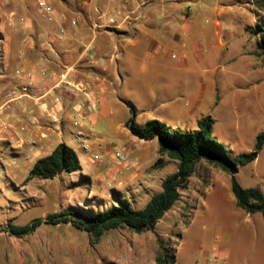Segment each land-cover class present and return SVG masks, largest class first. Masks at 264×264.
<instances>
[{"label": "crops", "instance_id": "obj_1", "mask_svg": "<svg viewBox=\"0 0 264 264\" xmlns=\"http://www.w3.org/2000/svg\"><path fill=\"white\" fill-rule=\"evenodd\" d=\"M37 1L0 0L1 215H17L25 209L20 208L19 200L24 193H40L36 185L43 187L44 194L49 192L51 183L67 177L93 184L98 191L107 185L117 188L121 184H129L132 189L135 175L116 180L114 176L121 168L109 164L119 165L116 152L121 147L137 150L136 142L144 141L126 127L131 114L137 126L157 120L171 130L182 131L195 130L198 120L210 116L215 118L212 133L217 132L214 113L200 112L206 84H202L201 93L194 99L196 81L189 78L193 69L187 62L194 53L203 57L205 50L197 51L199 40L210 43L212 49L222 43L218 17L228 5L220 0L218 6L208 0H52L49 20L42 16ZM251 1L244 0V4ZM127 11L138 14L128 24L116 29L93 26L95 22L106 25V15L120 19ZM71 20L76 21L74 26ZM173 51H181V57H175ZM63 67L75 80L88 82L87 94L69 95L50 89L55 78L49 81L46 74L60 72ZM21 73L30 75L33 85L25 96L7 101L6 91L25 83ZM233 99L230 102L236 109ZM94 100L98 107L92 110L89 106ZM188 100L191 107L186 106ZM144 142L148 146L138 158L155 159L159 152L157 140ZM82 143L89 144V151L83 150ZM59 144L76 153L79 168L52 179L28 178L34 163ZM92 154L99 155V161L93 162ZM165 176L158 178L153 193L148 188L142 196L150 198L159 192ZM144 177L149 185L151 175ZM53 213L56 212L50 214ZM256 215L245 212L244 220L256 221L254 232L258 228L264 231V224ZM7 224L23 226L6 218L0 223V232H7ZM217 234L221 235V230ZM224 255L229 258V252ZM128 259L131 263L136 258Z\"/></svg>", "mask_w": 264, "mask_h": 264}, {"label": "rangeland", "instance_id": "obj_2", "mask_svg": "<svg viewBox=\"0 0 264 264\" xmlns=\"http://www.w3.org/2000/svg\"><path fill=\"white\" fill-rule=\"evenodd\" d=\"M46 1L51 4L52 0ZM220 1L229 6L218 17L222 43L212 49L210 43L199 40L197 51L204 49L203 57L194 53L187 64L193 69L189 78L192 76L196 81L194 99L201 93L202 84H206L200 112H213L216 116L217 132L211 137L235 162L253 150L257 135L264 133V54L259 46L258 29L261 27L264 33V0H248L251 4H244V0ZM220 1L208 0L217 6ZM172 53L181 57V51ZM232 97L236 109L230 102ZM222 100H226L223 106ZM191 103L188 100L186 106L191 107ZM136 145L137 150L123 149L125 167L109 163L121 168V174L114 176L116 180L135 175L132 189L129 184H121L118 189L107 185L98 191L93 184L67 177L51 183L47 193L42 194L43 187L38 185L35 189L40 193H24L19 205L25 209L17 215L0 214V223L9 218L25 225L51 212L77 207L102 210L115 203L114 191L127 198L133 208L143 209L149 198L142 193L148 188L153 193L158 178L176 171L177 163L159 152L155 159L148 157L142 161L138 157L148 145L144 141ZM145 174L151 175L149 185L145 183ZM221 175L209 163L197 162L187 179V188L181 191L179 200L156 223L153 231L135 234L127 229L110 230L96 242L70 224L42 225L20 238L0 232V264H156L160 247L174 255L175 264H264V231L258 228L254 232L256 221L244 220L245 211L237 207L231 192L230 175ZM235 180L242 188H259L264 193V146L255 160L237 167ZM256 213L259 222L264 224L261 214ZM218 230L221 235L217 234ZM226 251L229 258L224 255ZM128 258L136 259L128 263Z\"/></svg>", "mask_w": 264, "mask_h": 264}, {"label": "trees", "instance_id": "obj_3", "mask_svg": "<svg viewBox=\"0 0 264 264\" xmlns=\"http://www.w3.org/2000/svg\"><path fill=\"white\" fill-rule=\"evenodd\" d=\"M258 29L261 32L259 46L264 54V33L261 27L258 26ZM212 125L213 119L210 116L198 120L197 128L192 131L171 130L157 120L146 121L142 126H137L132 119L128 120L126 127L132 135L144 141L156 139L159 154L177 162L176 171L162 179L161 190L149 198L143 209L133 208L127 198L114 191L115 203L102 210L77 207L48 214L44 218H35L23 226L7 224L6 231L20 238L42 225L70 224L76 230L88 234L93 242L98 241L110 230L127 229L135 234L153 231L156 223L179 200L181 191L187 188V179L193 174L195 164L199 161H205L230 175L231 192L237 207L250 214L258 212L264 220V193L259 188H242L235 180L237 167L256 159L264 146V133L257 135L253 150L239 156L234 162L212 139ZM78 168L76 153L65 144H59L48 156L34 163L28 178L52 179L59 173H71ZM174 262V255L160 247L155 256V263Z\"/></svg>", "mask_w": 264, "mask_h": 264}, {"label": "built area", "instance_id": "obj_4", "mask_svg": "<svg viewBox=\"0 0 264 264\" xmlns=\"http://www.w3.org/2000/svg\"><path fill=\"white\" fill-rule=\"evenodd\" d=\"M37 5L39 9L41 10L42 16L51 20L52 13H53V9L51 5L46 0H38ZM137 16L138 14H136V12L134 11L124 12L121 15L120 19H118L116 15H106L105 17L106 25H101L100 23L95 22L93 26L95 29L105 28V27L116 29L120 25L128 24L132 20V18L137 17ZM70 23L71 25L74 26L76 24V21L71 20ZM21 77L24 78L25 83L20 84V85H14L11 88H9L5 93V97L7 101L17 100L21 98L22 96H25L26 94H28L29 88L33 85L31 76L26 73H21L20 78ZM53 77L55 78V81L52 83L50 87L51 90H54V89L63 90L69 95H74L77 93L87 94L88 82L84 80H75L72 76L69 75V70L66 67H63L60 72H56V73L53 71H49L46 74L45 79L51 81ZM55 100L58 101V99H55ZM89 107L92 110L96 109L98 107V101L94 100V102ZM82 148L85 151H89L90 146L87 143H82ZM90 157L93 162L99 161V155L97 154H92L90 155ZM116 160L119 165H124L125 167L126 156L123 153V149L117 150Z\"/></svg>", "mask_w": 264, "mask_h": 264}]
</instances>
